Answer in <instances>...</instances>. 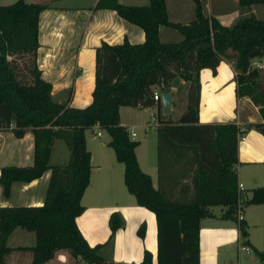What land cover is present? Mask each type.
<instances>
[{"label":"trees","instance_id":"obj_1","mask_svg":"<svg viewBox=\"0 0 264 264\" xmlns=\"http://www.w3.org/2000/svg\"><path fill=\"white\" fill-rule=\"evenodd\" d=\"M194 17L188 23L168 17L165 0H149L145 5L118 0H98L94 8H112L124 19L140 26L145 40L121 43L105 40L95 50V84L92 101L83 107L55 101L52 84L41 75L37 62L39 14L47 4L15 0L0 3V128H11L20 137L30 129L34 135V159L30 165H4L0 169L3 194L8 196L14 181H30L50 169L45 198L40 205L0 206V264H7L13 249L7 239L15 227L33 231L35 243L18 246L30 250L28 264H43L60 250L79 257L84 264L106 262L100 253L103 243L89 244L76 217L84 209L83 192L90 181L91 153L85 130L98 125L110 134V145L124 164L123 179L139 205L155 213L157 223L156 264H199L201 219L214 215L213 205L224 207L221 217L237 218L239 198L236 164L238 132L235 122H200V70L215 74L221 59L235 72L237 94L247 96L258 107L261 121L250 122L264 134V79L252 59L264 57V17L254 12L240 15L223 25L205 11L204 0H194ZM264 0H239L251 9ZM161 25L176 28L179 41H161ZM186 83V107L176 120L157 114L158 185L144 171L132 138L120 122L122 105L147 107L161 99L153 90L172 91ZM69 150L68 162L50 164L56 139ZM244 203L264 202V186L252 189ZM123 219L118 211L109 217L110 238ZM240 234L247 225L238 220ZM146 224L139 226L144 237ZM264 264V247L256 250ZM140 264H154L145 249Z\"/></svg>","mask_w":264,"mask_h":264},{"label":"crops","instance_id":"obj_2","mask_svg":"<svg viewBox=\"0 0 264 264\" xmlns=\"http://www.w3.org/2000/svg\"><path fill=\"white\" fill-rule=\"evenodd\" d=\"M47 4L39 14V47L37 62L42 77L52 84V97L55 101L68 102L70 105L83 107L92 101V91L95 84V50L102 40L109 43H121L126 37L132 43L145 40L144 30L121 17L112 8H94L98 0H27ZM124 4L145 5L149 0H118ZM168 17L171 21L188 23L194 17V0H165ZM205 11L215 16L223 25H230L240 15L250 11L256 14L259 5L245 9L239 5V0H204ZM2 0H0V3ZM3 4V3H2ZM8 4V3H7ZM176 28L161 25L159 36L161 41H179L182 34ZM255 59V58H254ZM264 60V57H262ZM257 60L260 61L258 58ZM261 63V61H260ZM262 64V63H261ZM264 66V62L262 64ZM261 66V67H262ZM214 74L209 67H203L199 76L201 81L199 101L200 122H235L245 128V138L238 136L236 172L238 183L243 185V194L251 196L252 189L264 186V134L250 122L261 121L250 118L248 111L244 112V103L251 100L247 96L237 94L236 72L232 64L221 59ZM264 79V78H263ZM185 83V82H183ZM176 88L171 93V106H177L175 100ZM186 95V94H185ZM186 104V103H185ZM253 104V103H252ZM254 105V104H253ZM158 106V105H157ZM256 107V105H254ZM164 118L176 120L185 109H177V115L161 113ZM158 114V112H157ZM120 122L124 125L121 120ZM157 124V123H156ZM156 124L155 127H156ZM98 127V125H96ZM127 126V125H125ZM104 130V129H103ZM133 132V131H132ZM96 133V131H95ZM102 133L98 136H101ZM132 135V134H131ZM136 136V135H135ZM134 138V136L132 137ZM86 146L91 153L90 181L81 197L83 211L76 217L77 225L89 244L103 243L100 253L106 262H136L140 263L144 250L157 253V223L155 213L149 208L139 205L135 196L123 184L124 164L117 160L114 149L107 142L92 144L86 138ZM135 139V138H134ZM139 140V139H138ZM140 141V140H139ZM55 140L50 154V164L63 165L68 162L69 150H61L53 154ZM67 147V146H66ZM135 148L137 159L142 169L146 170ZM34 159V135L28 129L23 136H16L9 128H0V169L4 165H30ZM156 173L155 185H158V168L148 167ZM114 170L120 173L119 184L116 185ZM50 169L41 176L30 181H14L8 196L3 194L0 182V206L40 205L43 203ZM127 189V192L125 191ZM117 191L121 192L123 202L113 201ZM244 203V202H243ZM214 206V205H213ZM214 215L201 219L199 230V264H259L256 250L264 247V202L244 203L243 218L248 233L242 236L238 220L221 217L224 210L210 207ZM118 209L126 222H132L136 227L142 222L146 224L144 237H136L129 241L133 244L130 251L114 256L110 240L118 242L123 224L116 229L110 238L111 229L109 217L112 211ZM124 243L129 244L126 240ZM35 243L33 231L15 227L7 239V244L13 249L7 255V264H28L32 258L30 250L17 249L18 246H31ZM130 243V244H131ZM111 245L113 248H109ZM242 245L249 246V250ZM58 254V253H57ZM61 254V253H60ZM57 256L43 264H57Z\"/></svg>","mask_w":264,"mask_h":264},{"label":"rangeland","instance_id":"obj_3","mask_svg":"<svg viewBox=\"0 0 264 264\" xmlns=\"http://www.w3.org/2000/svg\"><path fill=\"white\" fill-rule=\"evenodd\" d=\"M15 0H2L1 3L7 4L11 3ZM256 15L259 18L264 17V4H259V8L256 9ZM178 31V30H177ZM179 32V31H178ZM180 34V33H179ZM252 59V64L255 66H258L257 64H263L264 60L262 58ZM260 68V78H264V66L259 67ZM175 100L177 102V106H174L172 109L169 110V108H162L161 113L169 114L172 117L176 116L177 109L183 108L184 105L186 107V83H178V89L176 90ZM244 112L246 110V113L248 111V116L250 118H257L258 116V107L254 106L249 101L247 104L244 103ZM157 112H158V106L157 104H154L152 106L147 107H139V106H130V105H122L120 107V113H121V120L123 121L124 125H127V129L129 131V134L131 136V132L135 131L136 136H134L135 139H139L140 143L137 147V152L139 154V157L141 159V163L143 167L146 169L147 173H153V179L154 183L156 185L157 183V175L154 172H151L148 167L156 165L157 163V133H156V127L154 124L157 123ZM122 123V122H121ZM100 130L102 132L101 136H98L95 131ZM85 136L88 139L89 143L92 144H99L100 142L104 141L107 142L110 139V134L106 131L101 129L100 127H97L96 125L87 128L85 130ZM67 144L63 139L58 138L57 142L54 147L53 154H56L55 159L57 158V154L60 153L61 150L65 151ZM113 176L115 178L116 185L119 184V176L120 173L117 170H114ZM124 181V180H123ZM124 184V182H123ZM126 186V185H125ZM127 192V189H125ZM121 192L117 191L115 194V197L112 199L113 201H119L123 202V196L120 194ZM221 205H214L212 208L214 210H217ZM119 212L118 209H115ZM120 213V212H119ZM121 215V213H120ZM122 217V215H121ZM123 219V217H122ZM123 228L120 232L121 235H119L118 242L116 243L113 238L110 240V243L112 246L114 245V248L109 245L110 249L113 248L114 256L120 254L121 252L130 251L133 249V244L129 241H132V239H137L136 237H139V226H135L132 224V222H126L123 219ZM146 232V231H145ZM145 236V235H144ZM141 237V236H140ZM139 237V238H140ZM123 240H126L129 244H126L123 242ZM131 243V244H130ZM61 253V254H60ZM57 257L55 260H57V264H84V262L79 257H73L68 252L64 250H60V252L56 255ZM153 260L156 261V258L153 256Z\"/></svg>","mask_w":264,"mask_h":264},{"label":"built area","instance_id":"obj_4","mask_svg":"<svg viewBox=\"0 0 264 264\" xmlns=\"http://www.w3.org/2000/svg\"><path fill=\"white\" fill-rule=\"evenodd\" d=\"M257 65L258 66H256V67L262 66V64H257ZM152 96L155 100L161 99L160 91L157 88L153 90ZM101 133L102 132L100 130H96L97 135H100ZM131 134H132V136H135L136 132L133 131V132H131ZM238 136L240 137V139L245 138V128H243L242 126L241 127L239 126ZM238 190H239L240 194H239L238 203H237V218H238V220H241L243 218V204H244L243 201L245 199H247V195L243 194V192L241 191V190H243V185L240 182L238 183ZM242 248L249 250V246H247V245H242ZM153 262H154V264H156V261L153 260ZM119 264H140V263L126 261V262H121Z\"/></svg>","mask_w":264,"mask_h":264},{"label":"water","instance_id":"obj_5","mask_svg":"<svg viewBox=\"0 0 264 264\" xmlns=\"http://www.w3.org/2000/svg\"><path fill=\"white\" fill-rule=\"evenodd\" d=\"M160 97L163 106L169 108L171 106V93L169 91H162Z\"/></svg>","mask_w":264,"mask_h":264}]
</instances>
